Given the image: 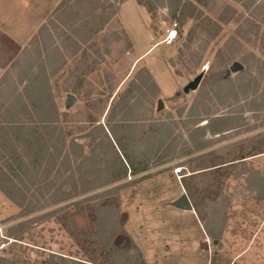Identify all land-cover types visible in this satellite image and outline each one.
Listing matches in <instances>:
<instances>
[{"label": "rangeland", "instance_id": "rangeland-1", "mask_svg": "<svg viewBox=\"0 0 264 264\" xmlns=\"http://www.w3.org/2000/svg\"><path fill=\"white\" fill-rule=\"evenodd\" d=\"M10 122L44 151L0 264H264V0H0Z\"/></svg>", "mask_w": 264, "mask_h": 264}, {"label": "trees", "instance_id": "trees-1", "mask_svg": "<svg viewBox=\"0 0 264 264\" xmlns=\"http://www.w3.org/2000/svg\"><path fill=\"white\" fill-rule=\"evenodd\" d=\"M43 138L35 128L23 123H0V192L12 203L22 205L26 199L25 192L18 189L16 181L23 184L19 171L32 184L35 183V174L30 168L36 167L43 151ZM41 146V147H40ZM19 147L21 148L19 150ZM127 161V157L121 154ZM26 191L28 188L25 187ZM208 235L213 238L211 232Z\"/></svg>", "mask_w": 264, "mask_h": 264}, {"label": "water", "instance_id": "water-1", "mask_svg": "<svg viewBox=\"0 0 264 264\" xmlns=\"http://www.w3.org/2000/svg\"><path fill=\"white\" fill-rule=\"evenodd\" d=\"M243 69V66L235 63L233 68H232V72H237ZM202 80L201 76H198L191 84H189L188 89L190 90H195L200 82ZM76 102V98L74 97V95L69 94L66 98L65 101V107L66 108H70L74 103ZM159 106L161 107L162 104L161 102H159ZM172 207L178 209V210H182V211H186V212H192L193 211V207L192 204L188 198V196L186 194L181 195L178 199H176L174 202H172ZM216 243V241H215Z\"/></svg>", "mask_w": 264, "mask_h": 264}, {"label": "built area", "instance_id": "built-area-1", "mask_svg": "<svg viewBox=\"0 0 264 264\" xmlns=\"http://www.w3.org/2000/svg\"><path fill=\"white\" fill-rule=\"evenodd\" d=\"M178 24L176 22H174L173 24H171L165 31V36L163 39V43L167 46L172 45L173 43H175L178 39ZM6 242H1L0 243V251H4L6 249Z\"/></svg>", "mask_w": 264, "mask_h": 264}]
</instances>
